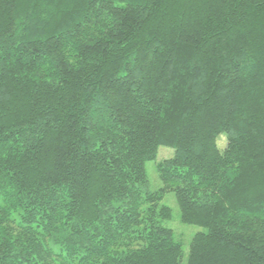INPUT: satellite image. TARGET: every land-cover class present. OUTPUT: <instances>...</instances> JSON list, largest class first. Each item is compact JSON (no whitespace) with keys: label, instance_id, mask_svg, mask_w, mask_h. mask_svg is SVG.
<instances>
[{"label":"trees","instance_id":"obj_1","mask_svg":"<svg viewBox=\"0 0 264 264\" xmlns=\"http://www.w3.org/2000/svg\"><path fill=\"white\" fill-rule=\"evenodd\" d=\"M168 192L264 264V0H0V264H181Z\"/></svg>","mask_w":264,"mask_h":264},{"label":"rangeland","instance_id":"obj_2","mask_svg":"<svg viewBox=\"0 0 264 264\" xmlns=\"http://www.w3.org/2000/svg\"><path fill=\"white\" fill-rule=\"evenodd\" d=\"M225 136H220L217 140V145L220 148L225 147ZM173 156V149L168 147H160L157 152L155 160L145 163V172L147 177V187L146 190L153 192L157 191L161 187V183L158 178L156 166L157 164L164 160L171 158ZM162 205H165L170 208L172 217L169 221L163 223V225L171 229L174 233L175 238L181 243L183 258L181 264L186 263V257L188 254L189 244L192 237L198 232H204L205 230L201 227L194 225H186L180 222L179 219V209L177 207L175 197L172 192H168L164 195L163 199L160 202Z\"/></svg>","mask_w":264,"mask_h":264}]
</instances>
